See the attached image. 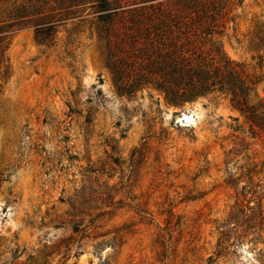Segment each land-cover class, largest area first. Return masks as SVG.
I'll use <instances>...</instances> for the list:
<instances>
[{
  "label": "rangeland",
  "instance_id": "rangeland-1",
  "mask_svg": "<svg viewBox=\"0 0 264 264\" xmlns=\"http://www.w3.org/2000/svg\"><path fill=\"white\" fill-rule=\"evenodd\" d=\"M69 1L35 15L61 22L50 44L15 27L0 64V264H264V135L230 95L118 81ZM229 17L212 43L264 98V0Z\"/></svg>",
  "mask_w": 264,
  "mask_h": 264
},
{
  "label": "trees",
  "instance_id": "trees-1",
  "mask_svg": "<svg viewBox=\"0 0 264 264\" xmlns=\"http://www.w3.org/2000/svg\"><path fill=\"white\" fill-rule=\"evenodd\" d=\"M70 1L92 4L106 61L118 81L132 80L136 87L154 84L177 98L206 92L230 95L251 130L264 135L260 80L242 64L220 56L212 43L215 35L224 33L233 7L242 0ZM45 6L46 0H25L8 23L0 22V64L15 27L33 25L40 43L54 40L61 22L50 14L35 16Z\"/></svg>",
  "mask_w": 264,
  "mask_h": 264
}]
</instances>
